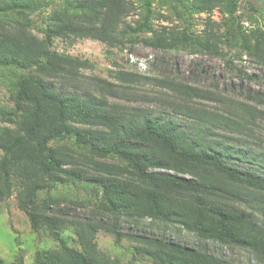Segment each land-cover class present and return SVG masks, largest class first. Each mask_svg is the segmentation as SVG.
I'll return each instance as SVG.
<instances>
[{"label":"trees","instance_id":"16d2710c","mask_svg":"<svg viewBox=\"0 0 264 264\" xmlns=\"http://www.w3.org/2000/svg\"><path fill=\"white\" fill-rule=\"evenodd\" d=\"M214 9L223 20L209 19L194 31V15ZM238 10L239 0H0V74L13 102L0 107V202L15 193L32 230L47 231L57 243L36 249L33 264H137L111 257L96 241L107 230L118 242L116 222L125 219L181 228L264 264V151L251 154L231 135L249 133V117L262 111L244 101L242 112L196 109L185 96L223 100L169 77L119 70L115 82L91 78L82 70L92 63L53 47L57 38L216 56L227 47L264 66V31L248 32ZM138 84L166 89L180 101L166 104L170 112L120 102H135ZM89 165L97 173H87ZM87 176L100 182L98 212L114 227L105 217L76 219L53 209L66 200L52 188ZM167 233L140 236L143 264H241ZM23 259L21 253L10 264ZM0 264L9 263L0 256Z\"/></svg>","mask_w":264,"mask_h":264},{"label":"rangeland","instance_id":"374dc122","mask_svg":"<svg viewBox=\"0 0 264 264\" xmlns=\"http://www.w3.org/2000/svg\"><path fill=\"white\" fill-rule=\"evenodd\" d=\"M167 10L168 8L163 7L162 11L166 13ZM237 15L248 32L255 27L264 31V0H239ZM33 18L40 26L42 25L40 18L37 16H33ZM135 18L137 15H130L128 19L133 21ZM223 18L224 15L219 9H214L210 13L195 14L192 27L194 31L200 33L206 28V22L209 19L221 22ZM161 23L167 24V22ZM155 25L158 27L160 22L155 20ZM33 31L38 36L42 35L38 29H33ZM53 47L60 53L87 59L92 63L90 68L82 70L85 75L91 78L99 77L115 82L112 75L119 70L157 78L169 77L215 92L223 100L219 103L198 97H184L182 101L199 110L227 113L233 109L242 112L238 103L242 101L249 103L262 112H256L249 117L252 122V129L248 131L249 133L242 135L232 133L231 135L239 138L237 145L245 146L251 154L262 156L260 152L264 151V66L255 59L240 54L238 49L224 47L225 55L223 57L206 52L156 50L142 42L132 47L127 43L123 46L109 48L106 43L92 38L75 40L57 38L54 39ZM140 61L143 62V66L139 65ZM5 81V74H0V107H12L13 102ZM138 85L134 86L138 93L137 96H139L135 102L128 100L120 102L134 103V105L144 106L150 110L170 112L171 106L166 104H170L174 100L180 101L166 89L156 87V85ZM110 100L117 101L114 98H110ZM182 118L184 117L181 116L180 119ZM0 124L5 123L0 120ZM218 131L225 133L222 130ZM218 138L223 139L224 137L219 135ZM224 139L230 140L229 138ZM1 155L2 151L0 150V157ZM106 161L110 162L112 159ZM87 168V173H97L90 165ZM100 186V182L90 180L88 176L81 182L69 181L58 185L52 188L50 193L64 197L63 199L66 201L53 209L65 212L70 218L91 220L103 218L105 215L99 214L97 208L100 195H97L95 190L97 188L100 191ZM45 195V192H40L41 197H45ZM107 219L108 221L105 217L102 220L114 227L111 217ZM117 226L122 234V238L118 242L114 235L107 230H100L97 233L96 241L99 249L113 258L117 257L123 263L129 261L137 264L145 263L146 260L138 251L142 245L139 241L140 236L144 234L159 237L164 235L166 230L167 234L171 233V237H177L187 245L204 246L206 244L209 251L220 253L238 263L245 264L250 260V262L258 264L257 260L243 249L201 241L184 229L165 227V224L149 219L141 221L125 219L120 223L116 222ZM71 234L69 230L66 231L65 236L71 237ZM56 246V241L47 231L34 232L32 230L26 213L17 205L15 193L0 202V256L9 264L16 261L21 253L24 258L22 264H33L36 249Z\"/></svg>","mask_w":264,"mask_h":264},{"label":"built area","instance_id":"2783aa9c","mask_svg":"<svg viewBox=\"0 0 264 264\" xmlns=\"http://www.w3.org/2000/svg\"><path fill=\"white\" fill-rule=\"evenodd\" d=\"M139 65H142V66H143V62H142V61H140V62H139Z\"/></svg>","mask_w":264,"mask_h":264}]
</instances>
